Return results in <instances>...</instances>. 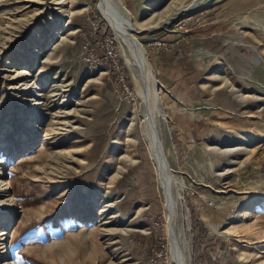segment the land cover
Listing matches in <instances>:
<instances>
[{"label":"rangeland","instance_id":"obj_1","mask_svg":"<svg viewBox=\"0 0 264 264\" xmlns=\"http://www.w3.org/2000/svg\"><path fill=\"white\" fill-rule=\"evenodd\" d=\"M103 1L0 0V264H172L141 74ZM191 2L114 0L157 80L188 264H264V0Z\"/></svg>","mask_w":264,"mask_h":264},{"label":"bare ground","instance_id":"obj_2","mask_svg":"<svg viewBox=\"0 0 264 264\" xmlns=\"http://www.w3.org/2000/svg\"><path fill=\"white\" fill-rule=\"evenodd\" d=\"M205 0H192L191 4L186 7L185 12L194 11L200 4H202ZM104 3L101 4V10L109 22V24L113 27L114 31L117 33L120 41L122 42V46L124 52L126 53L127 61L130 67L136 72V70L140 71L142 84L144 86V118H145V134L149 140L151 154L153 156L156 168L158 170L159 176L163 178L161 179V184L163 187V194L165 200V206L167 212L169 214V235H168V246L169 253L171 257L172 264H188V243L186 237L183 235V231L181 234L177 229V207L178 201L182 200L181 194L177 193V195L172 190V185L166 181V177L170 175V167L166 159V153L164 152L163 145L158 136L157 130L155 126L156 115L159 113L157 109V80L154 77V73L150 67L148 62V58L146 57V53L140 47L138 43H136L135 39L131 35L132 32H135L134 27L130 22V18L127 17L125 20V15L120 11V8H116L114 0H104ZM170 20L160 19L155 24V28H162L165 25H168ZM10 71V70H5ZM136 81V85L139 82V78H134ZM161 114V113H160ZM165 118V114H161ZM5 173L0 168V197H5V200H0V212L6 210L7 208H14L15 202L13 197L10 195V186L8 181L3 179ZM2 178V179H1ZM181 189H184L185 186L181 184ZM11 214L6 218L8 221L11 219ZM2 219V218H1ZM4 219V218H3ZM184 230V229H182ZM0 235H3L1 233ZM2 240V239H1ZM4 240V239H3ZM5 252L4 243H1L0 246V254ZM5 264H15L14 261L6 262Z\"/></svg>","mask_w":264,"mask_h":264},{"label":"crops","instance_id":"obj_3","mask_svg":"<svg viewBox=\"0 0 264 264\" xmlns=\"http://www.w3.org/2000/svg\"><path fill=\"white\" fill-rule=\"evenodd\" d=\"M194 130H196V129H195V127H192V128H191V131H193V132H194ZM193 132H192V133H193Z\"/></svg>","mask_w":264,"mask_h":264}]
</instances>
